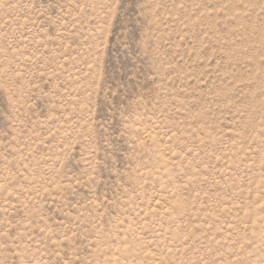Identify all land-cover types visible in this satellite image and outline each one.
<instances>
[{
  "label": "rangeland",
  "instance_id": "374dc122",
  "mask_svg": "<svg viewBox=\"0 0 264 264\" xmlns=\"http://www.w3.org/2000/svg\"><path fill=\"white\" fill-rule=\"evenodd\" d=\"M0 264H264V0H0Z\"/></svg>",
  "mask_w": 264,
  "mask_h": 264
}]
</instances>
